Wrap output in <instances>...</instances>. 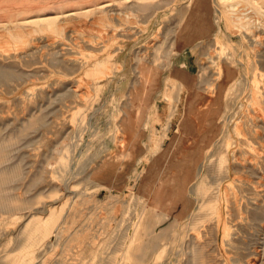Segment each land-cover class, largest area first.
I'll return each instance as SVG.
<instances>
[{"label":"rangeland","instance_id":"obj_1","mask_svg":"<svg viewBox=\"0 0 264 264\" xmlns=\"http://www.w3.org/2000/svg\"><path fill=\"white\" fill-rule=\"evenodd\" d=\"M0 264H264V0H0Z\"/></svg>","mask_w":264,"mask_h":264}]
</instances>
